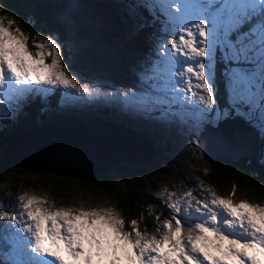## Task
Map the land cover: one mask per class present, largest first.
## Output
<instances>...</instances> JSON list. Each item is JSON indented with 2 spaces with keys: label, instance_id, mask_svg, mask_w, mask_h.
<instances>
[{
  "label": "snow or ice",
  "instance_id": "1",
  "mask_svg": "<svg viewBox=\"0 0 264 264\" xmlns=\"http://www.w3.org/2000/svg\"><path fill=\"white\" fill-rule=\"evenodd\" d=\"M158 2L178 39L157 46L160 60L140 73L143 89L117 93L69 75L55 35L36 43L33 56L16 22L0 15V127L18 118L30 93L63 89L68 102L103 96L162 123L187 117L218 123L234 115L264 141V0ZM218 63L224 65L226 111L217 104ZM177 104L196 111L185 113ZM197 190L211 198H198ZM165 195L172 215L155 233L142 231L138 219L126 230L112 208L52 210L43 198L19 197L18 215L0 224V264H264V203L237 202L235 188L221 196L203 185Z\"/></svg>",
  "mask_w": 264,
  "mask_h": 264
},
{
  "label": "rangeland",
  "instance_id": "2",
  "mask_svg": "<svg viewBox=\"0 0 264 264\" xmlns=\"http://www.w3.org/2000/svg\"><path fill=\"white\" fill-rule=\"evenodd\" d=\"M51 1L56 7V12L58 14H63L68 23H72V18L68 11V5L70 3H75L77 0ZM156 1L158 4V11H161L165 17L162 19V23L159 22L154 27H151V33L148 35L151 43L153 42L152 50L154 52L151 54H133L123 45V39L127 36V30L135 26L136 23L143 21L146 22L143 15L139 16L134 12V7L131 2L128 1L127 3H122V8L115 7L116 12L110 3H98L102 5L101 10L103 12H110V10H112L115 13V16L119 17L123 24L121 34L115 38V42L119 45L120 51L118 61L112 64H103L100 67H94L92 63L93 60L88 56L81 54L80 39L75 32L73 23L72 32L68 36L62 38L59 36L54 26L47 27L39 24L33 25L35 21L34 14L31 10H27L28 21L35 29V31L32 32L29 27H26L29 25L25 26L16 17L9 15L7 9L11 12L10 7L16 8L17 12H19V4H15L14 0L10 1V4L8 3V0H0V15L5 16L6 21L7 19H11L16 22L15 25H13V28L19 27L28 37L27 47L33 56L39 51V49L35 47L36 43H46L49 35H55L58 38V43H62V63L66 65L65 70L69 75H75L81 85L88 83L93 86H99L102 92L117 93L123 92L126 89L137 91L143 89L145 85L140 82V73L153 62H158L160 60L157 46L161 43H166L175 39L171 33L173 25L168 24L166 11L159 6L158 0ZM89 8L90 7H88V9ZM93 10L94 11L92 12L95 14L96 10ZM150 13L153 12L151 11ZM123 14H125V21L123 20ZM99 22L102 23L101 20H99ZM51 59L52 57L46 56L45 62L51 63ZM161 67H163V65H161ZM61 90L62 94L60 99L62 98L63 102L60 106L63 113H68L67 115L74 114L85 119L90 115L103 114L101 116L126 124L135 129L142 130L145 134L150 135L155 140L156 148L157 145L159 146V152L157 150L152 159L153 161L147 164L149 172L146 175L147 187L151 191L156 194L160 193V196H162L163 199H166V193H183L191 189H198L200 185H203L204 188H208L202 176L197 172V170H199L204 174L210 168L209 161L200 152L197 137L206 122L211 121L214 124L216 123L213 122L212 117H208L202 121H198L194 117H187L184 121L178 120L162 123L141 112L127 108L118 101H111L103 96L94 99L68 102L64 99V90ZM47 95L42 94V98L46 99ZM60 99H57L56 101L60 102ZM24 103L25 101L21 104V113L18 118L14 121L5 119L2 122L3 127L0 128L10 129L12 126H24L25 121L23 115L25 114L24 111L27 110ZM222 103L223 105H220L219 103L217 104L222 111H226L228 108L225 105L226 100L224 99ZM173 107L176 109H182L185 113H194L196 111L194 105L177 104ZM103 109H106L107 111L102 112ZM153 115H155V113H153ZM231 121L246 126L239 120ZM226 124L227 123H225L223 127L226 126ZM30 125L29 122V125L25 127H29ZM29 145V143H27V145L20 143L18 150H21L23 154H27L28 152L26 149ZM247 149L250 151L249 146ZM16 154L17 153H15V155ZM193 194L200 199L211 198L208 192L201 193L197 190L194 191ZM22 196L25 197V202L26 199L31 196L43 198L47 201L45 206L50 207L52 210L57 208H68L77 211L80 209L88 211L92 209L112 208L120 215L114 200L103 192L94 194L79 187L74 188L72 192L66 193L63 191H53L52 187L49 185L47 187H42L39 182H36L34 175H23L19 172L18 167L14 165L4 171H0V224H3L11 217L18 215L13 209L17 204L18 198ZM20 208L21 211H23L22 204L20 205ZM66 254L67 253H65V255Z\"/></svg>",
  "mask_w": 264,
  "mask_h": 264
},
{
  "label": "trees",
  "instance_id": "3",
  "mask_svg": "<svg viewBox=\"0 0 264 264\" xmlns=\"http://www.w3.org/2000/svg\"><path fill=\"white\" fill-rule=\"evenodd\" d=\"M10 1L13 0H8L9 4ZM110 1H112L117 8H122V3H127L129 1L135 5L134 12L139 16L143 15L146 19V22L136 23L135 26L127 30V36L123 39V45L133 54L153 53V42L151 43L148 35L151 33V27H154L159 22L162 23V19L165 17L161 11H158L157 1ZM14 3L17 5L19 4V12H17L16 8L10 7L11 12L7 9L9 15L16 17L25 26L29 25L26 27H29L32 32H34L35 29L28 21L27 10H31L34 14L35 21L33 25L54 26L59 36L62 38L68 36L73 30L74 23L72 22L73 25L72 23H68L63 14L57 13L56 7L51 0H14ZM148 10H151L153 13H150L151 11L149 12ZM123 20L125 21V14H123ZM138 24H141V26L138 27ZM168 24L172 25L170 22H168ZM75 27L74 25V28ZM174 27L173 25V28ZM173 28L171 29L172 36L178 39L172 31ZM81 54H83L82 49ZM92 63L94 67L103 65L95 60H93ZM223 67L224 65L222 63L216 65V80L218 86L216 94L217 103L223 105L222 102L225 99V105L228 107L224 79L221 75ZM61 94V89H54L47 95L46 99H43L41 93H30L24 100L27 110H23L25 113L23 115L25 121L23 127L28 126L29 122L30 124L36 122L43 123L52 117L76 116L74 114L67 115L68 113H63L61 111L60 105L63 102V99H60ZM57 99H60V102L56 101ZM106 111V109L102 110V112ZM21 128L22 127L15 126H12L10 129L0 128V153L3 152L8 143L14 138L16 132ZM262 150H264V141L259 139V152L254 156H250L246 162L211 160L207 158L210 166L209 170L204 174L199 170H197V172L202 176L207 187L215 191L218 195L230 196L233 192V188H235V195L232 197L235 201L238 202L246 199L253 203H264V164L261 163L263 159L261 155ZM149 163L150 162L140 165H131L127 162H119L115 164L113 168H109L98 175L84 177L65 173H55L42 169L17 167L19 172L23 175H34L36 182H39L42 187H47L49 185L52 187L53 191H63L66 193L72 192L74 188L79 187L94 194L103 192L114 200L121 217L125 220L126 230L131 229L130 221L132 219H138L139 227L142 231L147 230L150 233H155L157 226L162 223L164 219L170 218L172 213L165 207V199L147 187L146 175L149 172L147 165ZM157 216H159V220H157ZM185 227H187V225Z\"/></svg>",
  "mask_w": 264,
  "mask_h": 264
},
{
  "label": "water",
  "instance_id": "4",
  "mask_svg": "<svg viewBox=\"0 0 264 264\" xmlns=\"http://www.w3.org/2000/svg\"><path fill=\"white\" fill-rule=\"evenodd\" d=\"M79 1L86 0L70 3L68 11L76 26L83 54L101 64L117 62L120 51L114 36L120 35L122 21L117 17L116 33L108 43L97 25L93 24L96 29L92 30L80 18ZM88 2L110 3L116 12L117 7L110 0ZM231 120H239L248 128ZM225 123L227 124L223 127ZM197 141L203 156L211 160L246 162L250 156L259 152L256 130L244 119L234 115L215 124L206 123L199 132ZM20 143L30 144L26 149L27 154L18 150ZM157 148L155 140L144 131L99 114L90 115L86 119L57 116L19 129L0 154V171L16 165L73 176H94L113 168L119 162L131 165L151 162L157 150L159 152Z\"/></svg>",
  "mask_w": 264,
  "mask_h": 264
},
{
  "label": "bare ground",
  "instance_id": "5",
  "mask_svg": "<svg viewBox=\"0 0 264 264\" xmlns=\"http://www.w3.org/2000/svg\"><path fill=\"white\" fill-rule=\"evenodd\" d=\"M101 6L102 5L98 4V3H89L88 4V0H86L85 2L79 1V7H78L79 16L82 20H84L88 24V26L92 30H95L96 27L94 25H97L101 29L102 34L104 35L107 42L109 43L110 37L116 33L117 17L115 16V14L112 10H110V12H103L101 10ZM88 7H90V8L88 9ZM93 9L96 10L95 14L92 12V11H94ZM99 20H101L102 23H100ZM115 38H116V36H114V40H115ZM66 256H67V254H66ZM68 258L71 259V257H68Z\"/></svg>",
  "mask_w": 264,
  "mask_h": 264
}]
</instances>
